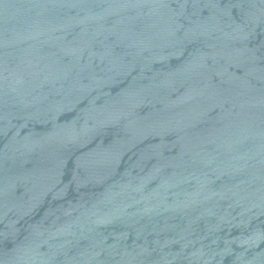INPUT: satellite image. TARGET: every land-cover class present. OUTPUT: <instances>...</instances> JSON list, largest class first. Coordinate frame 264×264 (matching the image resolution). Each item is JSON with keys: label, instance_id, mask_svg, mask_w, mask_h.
I'll return each instance as SVG.
<instances>
[{"label": "water", "instance_id": "95a60500", "mask_svg": "<svg viewBox=\"0 0 264 264\" xmlns=\"http://www.w3.org/2000/svg\"><path fill=\"white\" fill-rule=\"evenodd\" d=\"M0 264H264V0H0Z\"/></svg>", "mask_w": 264, "mask_h": 264}]
</instances>
